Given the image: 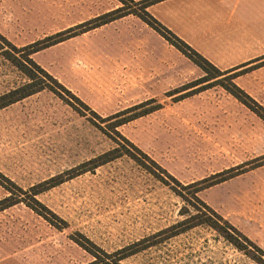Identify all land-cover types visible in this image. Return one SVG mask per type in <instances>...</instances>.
I'll return each mask as SVG.
<instances>
[{"label": "rangeland", "instance_id": "374dc122", "mask_svg": "<svg viewBox=\"0 0 264 264\" xmlns=\"http://www.w3.org/2000/svg\"><path fill=\"white\" fill-rule=\"evenodd\" d=\"M192 2L166 0L149 12L182 39L176 31L191 23ZM120 7L118 0H0V33L21 48ZM33 59L90 109L45 90L0 110V208L18 198L16 186L29 192L64 180L36 197L41 205L20 195L24 202L0 211V264H257L207 226L172 237L167 230L195 209L136 159L69 174L119 147L179 190L160 168L183 186L227 173L219 179H231L199 197L264 251V119L215 85L225 77L181 92L207 74L133 15ZM245 66L234 82L264 109V57ZM27 82L0 54V96ZM145 102L123 118L159 109L118 133L116 120L106 121Z\"/></svg>", "mask_w": 264, "mask_h": 264}, {"label": "trees", "instance_id": "16d2710c", "mask_svg": "<svg viewBox=\"0 0 264 264\" xmlns=\"http://www.w3.org/2000/svg\"><path fill=\"white\" fill-rule=\"evenodd\" d=\"M118 1L120 2L121 7L118 8L117 10H114L94 20H91L89 22L76 26L75 28L68 29L66 31H63L56 35L47 37L43 40L26 45L21 48H18L17 46H15L3 34L0 33V54L5 58V60L10 62L22 74H24L28 80V82L25 83L24 85L19 86L13 90H10L7 93L0 96V110L5 109L15 103L23 101L24 99H27L45 90L53 92L59 98H61L63 101H65L67 104L71 105L75 109H78V108H76L73 104H71V102L65 97V95L70 96L71 98L79 102L81 105L86 107L87 109H90L77 96H75L69 89H67L62 83H60L55 77H53L51 74L45 71L40 65H38L34 61L33 56L48 48L64 43L70 39L86 34L92 30L101 28L103 26L116 22L120 19L133 15L139 18L140 20H142L145 24H147L154 31H156L160 36H162L165 40H167L178 51H180L184 56H186L196 66H198L201 70H203L207 74V76L200 79L198 83H196L195 85L189 88L182 90L181 92L187 91L188 89H191V88H196L199 85L208 83L209 81L216 80L219 78L223 79V77H225L224 79L226 80L224 81L217 80L215 85H221L226 91H228L231 95H233L237 100H239L241 103H243L245 106H247L251 110L255 111L257 114H259V116H261L262 119H264V116H262L259 112H257L253 104L257 106V109H261L262 111H264V109L261 108V106L257 105V103L248 94H246L240 87H238V85L234 82L235 79H237L239 76L242 75L240 74L241 72L234 73L240 68L236 70L227 71V72L220 71L212 63H210L207 59H205L203 56L197 53L189 44H187L185 41H183L177 35H175L172 31H170L168 28L162 25L149 12V9L151 7L159 3H162L166 0H142L139 2H136L134 0H118ZM211 72L214 73L212 76L210 75ZM147 103L148 102H145L138 106L126 109L122 112H119L107 118L106 121L116 120V122H114V124L112 125V129L115 133H118L116 132V129L121 127L122 125L129 123L130 121H133L137 118H140L144 115H147L159 109V108H156L148 112H143L141 114L130 116V118H123L124 116L129 115L133 113L134 111L144 107ZM102 131L104 130L102 129ZM126 142L133 146V144H131L128 140H126ZM133 147L137 151H139L144 157L150 160L153 164H155V162H153L147 155L143 154L135 146ZM123 156H128L132 159H136V161L140 162L141 165H143L147 170H149V172L154 173L161 181H163L166 185L170 186L175 191V193H177V195H179L184 201H187L189 205H191L193 209H195L194 214L191 213L189 210H185V212L182 214L185 216V219L181 221L180 223H178L177 225L170 228L169 230H167L169 232L174 231L172 233V237L182 234L196 227L207 226L215 230L219 234H221L225 238V240H227L229 243L235 246V248H237L239 251L244 252L247 255L249 254L250 257L253 260H255L257 264H264V259H263L264 251L261 250L255 243H253L247 236L241 233L237 228H235L228 220H225L215 210H213L208 205H206L199 197V194L201 192L207 189H210L222 182H225L228 179H231L232 177L219 179L223 177L224 175H226L227 173L218 174L210 178L201 180L199 182H196V183H193L187 186H183L174 177L168 174L166 170L160 168L163 171V173H165L174 183L178 185V187L181 188V190H192V197L188 198L187 196L183 194L181 190H179L176 187L171 186L169 183H167V181L164 178H162L160 175L153 172L143 161L139 160V158H137L136 155L131 153L129 150H126V149L122 150L119 147V148H115L114 150L95 158L94 160H91L85 163L84 165L80 166V168L76 170L70 171L69 174L72 175L70 179L77 177L79 175H82L84 173L95 171L97 168L103 165H106ZM63 182L64 180L62 178L52 179L43 184L32 187L29 190V192H25L24 190L18 188L17 186H16V189L18 190L20 195L30 196V199H32V201L35 204L41 205L40 202L36 199V197L39 196L44 191L54 188L62 184ZM20 195L17 196L18 198L16 200H14V198H11V197L6 198L2 202V204L5 203V206L3 208H0V211L6 208L12 207L18 203L24 202L25 200H20L22 199ZM197 203L203 206L204 210L200 208L197 205ZM28 205L32 209H35L31 204H28ZM250 247H253L259 253V256L253 255L252 251L250 250ZM98 251L104 257H107V258L112 257V255L105 253L101 249H99ZM90 252L95 258H98V254H96L92 250H90ZM124 258H126V256L120 258V260Z\"/></svg>", "mask_w": 264, "mask_h": 264}, {"label": "crops", "instance_id": "0c3cea01", "mask_svg": "<svg viewBox=\"0 0 264 264\" xmlns=\"http://www.w3.org/2000/svg\"><path fill=\"white\" fill-rule=\"evenodd\" d=\"M192 11L176 33L220 71L264 57V0H193Z\"/></svg>", "mask_w": 264, "mask_h": 264}]
</instances>
